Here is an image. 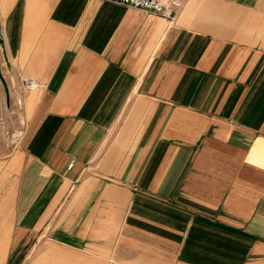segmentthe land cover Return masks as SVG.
I'll use <instances>...</instances> for the list:
<instances>
[{"label": "crops", "instance_id": "obj_1", "mask_svg": "<svg viewBox=\"0 0 264 264\" xmlns=\"http://www.w3.org/2000/svg\"><path fill=\"white\" fill-rule=\"evenodd\" d=\"M0 29L37 84L2 126L0 264L43 230L76 264H264V0H0Z\"/></svg>", "mask_w": 264, "mask_h": 264}, {"label": "rangeland", "instance_id": "obj_2", "mask_svg": "<svg viewBox=\"0 0 264 264\" xmlns=\"http://www.w3.org/2000/svg\"><path fill=\"white\" fill-rule=\"evenodd\" d=\"M3 57V49L0 46V156L4 157L11 150V146L2 126L9 125L14 127V131L20 130L22 111L19 103L25 91L21 80L13 76L11 64H7ZM14 134L16 137V133ZM43 231L30 233L28 244L18 248L23 252L9 255L10 260L13 259L15 264H76V256L59 250L57 244L50 239V232ZM23 240L25 243L27 237L24 236Z\"/></svg>", "mask_w": 264, "mask_h": 264}, {"label": "built area", "instance_id": "obj_3", "mask_svg": "<svg viewBox=\"0 0 264 264\" xmlns=\"http://www.w3.org/2000/svg\"><path fill=\"white\" fill-rule=\"evenodd\" d=\"M109 1L122 6L131 7L153 14L155 16L173 22L176 19L178 11L186 3L187 0H101ZM22 87L24 91L29 92L37 88V84L32 79H22ZM74 160H72L68 168L71 169Z\"/></svg>", "mask_w": 264, "mask_h": 264}, {"label": "water", "instance_id": "obj_4", "mask_svg": "<svg viewBox=\"0 0 264 264\" xmlns=\"http://www.w3.org/2000/svg\"><path fill=\"white\" fill-rule=\"evenodd\" d=\"M0 46L1 48L3 49L4 48V45H3V39L1 37V29H0ZM4 53V52H3ZM8 64V61L6 62ZM7 68H8V65H7Z\"/></svg>", "mask_w": 264, "mask_h": 264}]
</instances>
